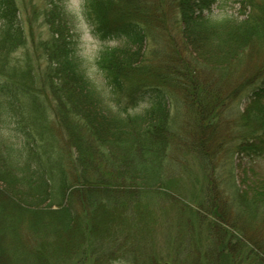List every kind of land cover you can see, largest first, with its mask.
I'll list each match as a JSON object with an SVG mask.
<instances>
[{
  "label": "trees",
  "instance_id": "obj_1",
  "mask_svg": "<svg viewBox=\"0 0 264 264\" xmlns=\"http://www.w3.org/2000/svg\"><path fill=\"white\" fill-rule=\"evenodd\" d=\"M176 1L184 55L178 54L174 60L164 61L163 65L156 64L150 74L142 76V60L148 62V58H143L147 32L134 15L139 2L85 0V16L91 19L93 32L101 39L112 38L120 42L103 49L96 60L98 69L104 73L107 91L97 88L87 78L71 35L65 37L62 26L54 24V42L46 48L48 66L37 79L40 78L39 81L45 83L55 96L56 114L74 141V167L69 178L60 162L40 156L36 150V138L26 125L23 124L18 131L23 138L19 148L6 139L0 127V264H51L48 257L63 255L81 243L80 228L84 230L88 225V230L96 233L101 230L99 223L106 220L107 215L106 228H112L125 214L133 222L132 227L138 226L136 230L140 235L145 237V232L149 233V224L155 218L161 195L165 193L157 192L153 187L161 185L164 190L170 187V178L162 163L173 161L170 155L178 146L175 138L182 137H175L177 133L172 129L173 117L169 107L171 101H175V90L168 87V82L176 83L184 90L182 96L193 101L200 102L203 95L220 99L224 89L226 94L230 91L228 96L231 99L245 97L247 102L238 114L236 124L250 137L242 138L236 144L237 151L263 152L264 61L253 70L245 71L235 89H231L229 82L236 67L232 61L263 37L262 12L253 11L252 0L244 2L246 6L252 5L250 10L244 8L242 17L214 14L206 0ZM61 2H51L49 15L53 21L63 19ZM18 20L13 1L0 0V74H7L4 80L0 77L2 124L19 118L23 109V104L18 101L19 90L27 92L29 83L35 82L30 69L19 71L6 67L7 53L18 43ZM157 66L160 69H155ZM205 67L211 72V81H208L211 88L192 86L195 76L191 73ZM139 103L144 104L143 110L133 112L131 108ZM215 109L208 106L202 114L196 110L199 135L189 144L205 165L209 156L214 154L208 152L210 139L205 138L201 121L210 120L209 113V117L217 118ZM71 114L81 117L79 126L68 120ZM81 127L87 130L88 137L76 138V128ZM221 144L218 141L215 148ZM76 183L84 188H74L67 195L69 186ZM253 191L252 196L246 192L233 193L236 209L238 213L242 212L236 213V219L264 218V180ZM77 196L89 206L90 216L99 221H81L80 214L70 203ZM45 201L48 203L41 209ZM219 204L211 203L210 209L223 222L227 205ZM111 210L113 215L108 213ZM124 219L127 226L130 220ZM216 239L214 235L210 237V240ZM137 242H132L133 246L121 253V260H135L140 250ZM211 244L208 254L212 256L219 254L225 260L232 254L223 253L227 248L223 246L217 253V243L211 241ZM185 253L186 249L177 251L180 259ZM152 259L148 264H154ZM219 259L220 263L222 259Z\"/></svg>",
  "mask_w": 264,
  "mask_h": 264
},
{
  "label": "rangeland",
  "instance_id": "obj_2",
  "mask_svg": "<svg viewBox=\"0 0 264 264\" xmlns=\"http://www.w3.org/2000/svg\"><path fill=\"white\" fill-rule=\"evenodd\" d=\"M12 1L18 14L20 35L16 36L18 43L14 49L7 53L6 67L7 69L16 68L19 71L30 69L35 75V82L33 84L31 82V85L29 83L27 92L19 90L18 101L23 104L19 118L11 119L9 124L1 122L0 127L4 130L2 132L6 139L19 148L23 138L18 131L23 124L26 125L36 138V150L40 156L60 162L63 170L71 178L76 153L74 141L56 114L55 96L51 94L45 83L39 81V77V80L37 79V76L43 74L48 66L46 48L54 42V24L62 26L65 37L71 35L70 39L73 41L75 53L85 75L103 91H107L106 81L103 71L97 67L96 60L103 49L119 45L120 42L112 38L101 39L93 32L91 19L85 16V0H61L64 16L62 20L54 21L49 15L52 0ZM137 1L139 6L134 15L139 18L147 32L143 58H148V62L142 60L141 63V70H143L141 75L147 76L154 65H163L164 61L170 62L178 54L184 55L179 8L176 0ZM206 2L214 14L227 13L240 17L243 15L241 12L244 8L247 7L250 10L249 7L253 4V11L262 12L259 13L262 15V32L264 33V0H252L250 6L244 3H248L247 0H206ZM248 50H250L249 53ZM248 50L232 61L236 67L234 76L229 81L231 89L238 87L245 71L253 70L258 63L264 61V34L262 39L260 37V40ZM155 69H160V66ZM197 72L191 73L195 76L192 86L205 85V89L211 88L208 83L211 81L209 67L201 68ZM6 76L5 73L0 74L3 80ZM150 81L155 83L153 80ZM173 84L168 82V87L175 90L173 91L175 101H171L169 107L173 117L171 124L173 131L177 133L175 137H182L175 138L178 146L171 152L173 161L166 160L162 163V166L167 169L165 173L170 178V187L167 190H164L161 185L153 187L157 192L165 191V193L161 195L155 218L149 224V233L145 232V237L140 235L136 230L138 226L132 227L133 222L125 214L119 222L115 221L116 225L112 228L111 226L106 228V220L109 217L107 215L106 220L99 223L102 226L101 230L96 233L88 230V225L87 228L84 227V230L80 228L81 243L63 255L48 257V260L52 261L51 264H97V262L99 264H148L150 258H153L154 264H192V262L194 264H264V252H262L264 218L259 217L252 221L246 217L236 219L238 209L233 201L235 197L233 193L237 195L239 192H246V195L252 196L253 189L264 180V150L261 154H254L250 151H237L236 147L242 138L250 137L247 133L241 132L236 124L237 116L242 112L247 99L243 96L231 99L228 96L230 91L226 94L224 89L220 99L214 96L203 97V95L200 102L193 101L192 98L183 97L184 90L178 88L176 83ZM33 100H35L34 105L31 104ZM208 106L216 108L218 117H209L211 115L209 113L207 117L210 120L205 119L201 121L202 123L200 122L205 138L210 139L208 152L214 154L209 156L210 160L205 165L189 144L199 135L196 110L202 114ZM143 108L144 104L139 103L131 109L133 112H141ZM68 120L74 125L81 124V117L75 114L69 115ZM76 129V138L77 136L88 137L87 130H83V127ZM218 141L222 144L215 148ZM82 187L80 183L71 184L67 195L71 194L74 188ZM213 202H217L218 205L221 202L227 205L222 218L223 222L213 213V209H210ZM47 203L48 201L43 202L41 209H44ZM63 203L66 204L67 199L63 200ZM70 203L80 214L81 221L88 222L90 219L93 222L99 221L96 217L90 216L89 206L85 205L86 203L78 196L76 199L72 198ZM108 213L113 215L114 212L111 210ZM240 213L242 212L238 214ZM125 217L128 221L130 220L129 227L127 224L125 226L124 221H127ZM211 228L214 229L212 232H210ZM211 234L214 235V239L217 238L215 241L210 240ZM136 241L140 250L135 260H121V253H124L129 246L132 247V242ZM211 241L217 243V253H220V246H223L227 247L223 249V253L232 254L225 260L219 254L216 256L208 254L213 246ZM180 249H186L181 259L177 254ZM230 249H232L231 252ZM195 257H198L197 261ZM220 257L222 261L219 263Z\"/></svg>",
  "mask_w": 264,
  "mask_h": 264
}]
</instances>
